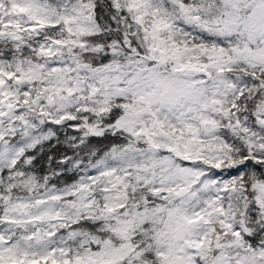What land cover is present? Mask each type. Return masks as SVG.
<instances>
[{
    "label": "snow or ice",
    "instance_id": "snow-or-ice-1",
    "mask_svg": "<svg viewBox=\"0 0 264 264\" xmlns=\"http://www.w3.org/2000/svg\"><path fill=\"white\" fill-rule=\"evenodd\" d=\"M262 29L264 0H0V264H264Z\"/></svg>",
    "mask_w": 264,
    "mask_h": 264
},
{
    "label": "trees",
    "instance_id": "trees-1",
    "mask_svg": "<svg viewBox=\"0 0 264 264\" xmlns=\"http://www.w3.org/2000/svg\"><path fill=\"white\" fill-rule=\"evenodd\" d=\"M69 134H74L69 132ZM61 138H63V133H61ZM94 144H100V143H108V141H98V140H93L92 141ZM63 150V149H62Z\"/></svg>",
    "mask_w": 264,
    "mask_h": 264
},
{
    "label": "clouds",
    "instance_id": "clouds-1",
    "mask_svg": "<svg viewBox=\"0 0 264 264\" xmlns=\"http://www.w3.org/2000/svg\"><path fill=\"white\" fill-rule=\"evenodd\" d=\"M262 30H264V29H262ZM258 36H259V32H258V31H255V30H253V31H252V37H253V39H257V38H258Z\"/></svg>",
    "mask_w": 264,
    "mask_h": 264
}]
</instances>
